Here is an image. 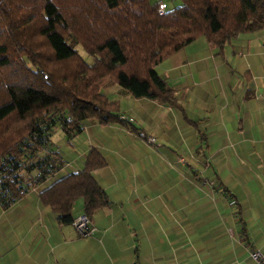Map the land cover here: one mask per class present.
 <instances>
[{"label": "crops", "instance_id": "crops-1", "mask_svg": "<svg viewBox=\"0 0 264 264\" xmlns=\"http://www.w3.org/2000/svg\"><path fill=\"white\" fill-rule=\"evenodd\" d=\"M156 70L183 110L103 86L136 130L86 120L68 137L56 127L50 147L63 167L10 207L0 202V264H253L251 251H264V29L222 52L200 36ZM92 148L107 160L93 175L111 204L85 236L40 193L83 170Z\"/></svg>", "mask_w": 264, "mask_h": 264}, {"label": "trees", "instance_id": "trees-1", "mask_svg": "<svg viewBox=\"0 0 264 264\" xmlns=\"http://www.w3.org/2000/svg\"><path fill=\"white\" fill-rule=\"evenodd\" d=\"M160 0H0V202L4 208L64 165L50 147L61 127L68 137L84 121L106 125L121 117L102 88L118 84L136 98L181 110L175 90L156 67L205 36L222 52L241 33L264 29V0H180L164 14ZM81 46L89 63L80 53ZM185 118L192 124L186 114ZM201 138L204 136L201 134ZM107 160L92 148L83 170L43 189L41 201L72 224L83 199L92 219L111 204L93 171Z\"/></svg>", "mask_w": 264, "mask_h": 264}, {"label": "built area", "instance_id": "built-area-1", "mask_svg": "<svg viewBox=\"0 0 264 264\" xmlns=\"http://www.w3.org/2000/svg\"><path fill=\"white\" fill-rule=\"evenodd\" d=\"M167 10H168V4L166 2H161L159 6V13L162 15L166 13ZM121 117L127 119L123 115H121ZM148 140L151 143L156 142L155 137H149ZM211 184H213V182H211ZM232 203H234V201ZM72 224L75 226V228L78 230V232L81 235H85V236L93 235L98 231V227L95 224V222L91 218H89L85 213H80L79 215H77L74 218ZM251 257L253 264H264V251H262L261 249L254 248L251 251Z\"/></svg>", "mask_w": 264, "mask_h": 264}, {"label": "rangeland", "instance_id": "rangeland-1", "mask_svg": "<svg viewBox=\"0 0 264 264\" xmlns=\"http://www.w3.org/2000/svg\"><path fill=\"white\" fill-rule=\"evenodd\" d=\"M160 1L168 3L169 4V8L180 3V0H160ZM78 48H79L80 53L86 58V60L89 63H92L93 62V58L88 56V54L84 51V49L81 46H78Z\"/></svg>", "mask_w": 264, "mask_h": 264}]
</instances>
